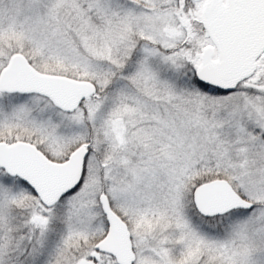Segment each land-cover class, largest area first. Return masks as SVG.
I'll return each mask as SVG.
<instances>
[{"label": "snow or ice", "instance_id": "1", "mask_svg": "<svg viewBox=\"0 0 264 264\" xmlns=\"http://www.w3.org/2000/svg\"><path fill=\"white\" fill-rule=\"evenodd\" d=\"M0 264H264V0H0Z\"/></svg>", "mask_w": 264, "mask_h": 264}]
</instances>
